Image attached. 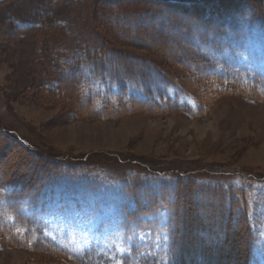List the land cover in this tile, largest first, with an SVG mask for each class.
<instances>
[{"label":"trees","instance_id":"1","mask_svg":"<svg viewBox=\"0 0 264 264\" xmlns=\"http://www.w3.org/2000/svg\"><path fill=\"white\" fill-rule=\"evenodd\" d=\"M134 1L144 2L148 9L122 12V18L107 14L114 20L113 28H107V22L103 28L118 44L151 50L166 69L107 41L98 46L84 42L78 54L70 57L71 49L65 46L69 37L60 46L54 40L50 74L67 83L68 97L59 99L73 108L75 118L117 121L177 112L196 119L224 98L264 102V64L245 58L249 51L244 40L247 30L264 32V0ZM115 22L133 29L126 31ZM51 23L14 27V34L23 38L37 31L64 33L58 28L61 23ZM147 34L162 47L142 41ZM54 91L47 93L56 95ZM0 135L38 156L28 181L0 172V246L4 250L30 252L37 256L33 264H264V193L250 183L227 187L185 174L131 172L109 190L93 177L89 164L42 157L1 123ZM78 190H99L118 204V222L105 249L92 246L75 252L47 232L51 209ZM189 199L204 218L205 209H211L212 222L218 221L220 209L218 232H209L201 218L186 217L185 209L181 212ZM195 227L198 236H194ZM243 231L245 250L236 247L232 254L223 253L228 241L240 244L237 234ZM195 237L202 243L200 263L188 256Z\"/></svg>","mask_w":264,"mask_h":264},{"label":"rangeland","instance_id":"2","mask_svg":"<svg viewBox=\"0 0 264 264\" xmlns=\"http://www.w3.org/2000/svg\"><path fill=\"white\" fill-rule=\"evenodd\" d=\"M115 2L5 0L0 3V123L42 157L89 164L93 177L109 190L124 182L131 172L140 175L154 172L175 177L185 174L201 182L227 187L242 188L250 183L264 193V102L233 96L216 102L207 114L196 119L176 112L88 122L75 118L73 108L59 99L68 97V88L66 82L53 72L50 74L56 51L54 40L60 41V46L63 38L69 37L65 46L71 49L70 57L78 54L84 42L98 46L107 41L166 69L163 60L151 50L118 44L104 30L106 22L107 28H113L114 20L107 14L116 17L122 12L148 9L144 2ZM46 20L54 26L61 23L58 28L64 33L48 35L37 31L23 38L14 34V27L38 25ZM115 25L126 31L133 29L122 23ZM245 39L249 51L245 58L264 64V32L247 30ZM142 41L162 47L148 34ZM39 63H43L42 67ZM48 90H55L56 95L48 94ZM37 157L0 135L1 173L28 181ZM114 200L99 190H78L67 195L48 214L49 236L75 252H84L92 246L107 248L118 222V204ZM184 209L186 217L203 219L209 232H218L222 226L220 209L216 214L219 222L216 218L213 222L209 219L212 214L209 208L205 209L204 218L190 199L183 202L181 212ZM237 235L241 245L228 241L223 253L232 254L236 247L245 250L244 231ZM201 244L195 237L188 254L189 259L198 263ZM36 257L24 250H4L0 246V264H33Z\"/></svg>","mask_w":264,"mask_h":264},{"label":"water","instance_id":"3","mask_svg":"<svg viewBox=\"0 0 264 264\" xmlns=\"http://www.w3.org/2000/svg\"><path fill=\"white\" fill-rule=\"evenodd\" d=\"M4 0H0V3L3 2Z\"/></svg>","mask_w":264,"mask_h":264}]
</instances>
